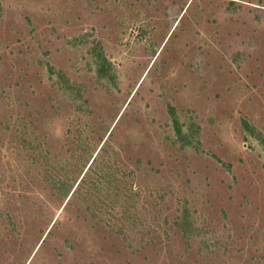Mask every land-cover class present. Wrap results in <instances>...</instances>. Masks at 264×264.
Wrapping results in <instances>:
<instances>
[{
	"label": "rangeland",
	"instance_id": "1",
	"mask_svg": "<svg viewBox=\"0 0 264 264\" xmlns=\"http://www.w3.org/2000/svg\"><path fill=\"white\" fill-rule=\"evenodd\" d=\"M0 264H264V0H0Z\"/></svg>",
	"mask_w": 264,
	"mask_h": 264
}]
</instances>
